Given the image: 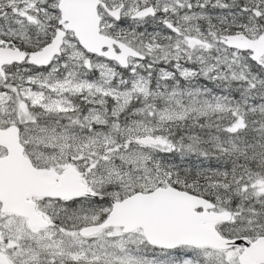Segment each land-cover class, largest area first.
I'll return each instance as SVG.
<instances>
[{
	"label": "snow or ice",
	"instance_id": "snow-or-ice-1",
	"mask_svg": "<svg viewBox=\"0 0 264 264\" xmlns=\"http://www.w3.org/2000/svg\"><path fill=\"white\" fill-rule=\"evenodd\" d=\"M0 264H264V0H0Z\"/></svg>",
	"mask_w": 264,
	"mask_h": 264
}]
</instances>
